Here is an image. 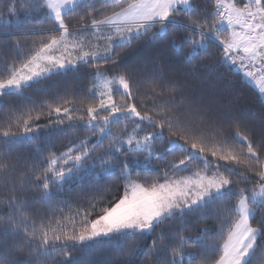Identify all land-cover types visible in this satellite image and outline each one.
<instances>
[{
	"label": "snow or ice",
	"instance_id": "1",
	"mask_svg": "<svg viewBox=\"0 0 264 264\" xmlns=\"http://www.w3.org/2000/svg\"><path fill=\"white\" fill-rule=\"evenodd\" d=\"M157 36L167 58L125 63ZM101 241L112 264H264V0H0V264Z\"/></svg>",
	"mask_w": 264,
	"mask_h": 264
},
{
	"label": "trees",
	"instance_id": "2",
	"mask_svg": "<svg viewBox=\"0 0 264 264\" xmlns=\"http://www.w3.org/2000/svg\"><path fill=\"white\" fill-rule=\"evenodd\" d=\"M6 12V9H4ZM171 33H169L170 35ZM117 51H120V49H117ZM171 54L170 50L167 48L166 44V38L157 36L155 39H148L147 37L142 38L139 41H133L132 45L127 47L125 50V63L133 64L140 58L144 57L145 55H156V56H163L167 58ZM199 58H197L198 60ZM83 71V70H81ZM206 75V73H196V78L189 77L188 83L190 85L196 86V87H209V85H202L200 83L199 78L201 76ZM72 76V73H68V78L70 79ZM234 78V77H233ZM85 87L87 86V81H84ZM6 100H10L12 98L6 97ZM258 101L257 96V89L254 84H247L244 87L243 90V100H242V106L247 107L249 105H256ZM251 118V117H249ZM41 123H46V121H41ZM49 133L46 131H42L41 136H48ZM52 141L55 143V146L57 148H60L61 141L57 139L58 134L57 133H51ZM81 136H83V130L81 131ZM35 143V142H33ZM105 143H107V140H105ZM31 144L28 145V148L24 149L25 151H28L31 148ZM63 150V149H61ZM170 158V157H169ZM153 165H156V161H153ZM162 167V165L160 166ZM156 171H141L140 175L142 177H148L149 179L151 177H154L158 175ZM133 175H136V172H133ZM91 178H86L83 181V184L85 188L90 183ZM98 186L101 190L111 189L112 193L115 194L117 190L119 192L123 191V181L119 180L117 176H109L106 179H101L97 181ZM77 186V182H73L71 184V188L75 189ZM76 193L69 192L66 188L65 192L63 193L64 197H70L75 196ZM39 201L36 202V206H40ZM6 212V209L4 210ZM214 227V222L212 220L204 221L201 224H198V228L202 227ZM211 235V233H210ZM149 237V241H150ZM107 241H101L100 243H93L90 245H85L84 247H76L69 249V251L72 252V259L68 262V264H112L111 260L108 259V255L112 253V249L107 246ZM199 258H197L198 260ZM138 264V262H137ZM187 264V262H185ZM193 264H197V261H193Z\"/></svg>",
	"mask_w": 264,
	"mask_h": 264
}]
</instances>
